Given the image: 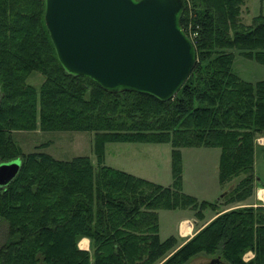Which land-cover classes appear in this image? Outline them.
I'll return each mask as SVG.
<instances>
[{"label": "trees", "instance_id": "obj_1", "mask_svg": "<svg viewBox=\"0 0 264 264\" xmlns=\"http://www.w3.org/2000/svg\"><path fill=\"white\" fill-rule=\"evenodd\" d=\"M248 23L244 0H183L180 26L195 63L175 95L158 101L110 93L58 64L43 23L42 0H0V162L19 160L0 187L6 226L0 264H186L213 255L225 264H264V208L219 206L244 201L254 186L253 145L264 136V80L241 79L234 54L264 65V0ZM38 73L41 81L28 79ZM90 131L86 156L53 158L36 145L23 152L14 131ZM108 142L168 143L171 183L162 186L102 163ZM216 147L221 194L198 201L181 190L180 148ZM215 216L175 247L158 236L157 210ZM88 249H80V238ZM247 250L253 256L243 261ZM209 259V260H211Z\"/></svg>", "mask_w": 264, "mask_h": 264}, {"label": "water", "instance_id": "obj_2", "mask_svg": "<svg viewBox=\"0 0 264 264\" xmlns=\"http://www.w3.org/2000/svg\"><path fill=\"white\" fill-rule=\"evenodd\" d=\"M42 5L62 70L88 78L103 91L166 101L194 66L195 48L179 23L183 0H42ZM18 167V159L0 162V187Z\"/></svg>", "mask_w": 264, "mask_h": 264}, {"label": "rangeland", "instance_id": "obj_3", "mask_svg": "<svg viewBox=\"0 0 264 264\" xmlns=\"http://www.w3.org/2000/svg\"><path fill=\"white\" fill-rule=\"evenodd\" d=\"M260 7L261 4L259 0H244L241 6V21L248 23L250 18L259 12ZM231 51L234 54L231 65L233 73L237 74L241 79L250 82L264 80V65L239 56L235 49ZM28 81L36 86L40 83L41 77L38 73H32ZM92 136L93 134L90 131H39L36 129L32 131L12 132V138L18 142L23 152H30L36 145L45 143V146L40 150L48 153L55 159L68 160L75 156H86L94 163ZM258 137L264 139L263 136ZM218 160L219 150L216 147L184 149L182 153L180 152L181 174L183 173L184 179L188 180L189 185L194 187V191H204L210 183L214 182V180L217 181ZM102 163L113 168L124 169L136 175L141 174L150 177L154 181L161 183H168L169 179L171 181L170 146L168 143L108 142L104 144ZM252 169L254 176L264 183V146H259L255 140L253 145ZM261 188L264 187L254 186L252 194L244 201L219 206L220 212L242 206L264 208V193L262 196L258 191ZM218 191L216 196H214L215 194L213 193L208 194L207 200L210 202L214 201L215 197L221 194L220 187ZM177 210L180 209L157 210L159 214L158 232L160 239L173 233L176 219L175 212H178ZM202 213L204 214V218H207L211 214L213 215L205 224L216 215L215 212L209 208H205ZM196 219L201 220L202 218ZM201 222H203V220ZM5 234L6 226L4 223L0 222V244L4 241ZM187 239L183 240L180 245ZM178 246L175 245L176 248ZM252 256V251L247 250L242 254L241 258L243 261H247ZM212 257L213 255H199L192 258L186 264L207 262Z\"/></svg>", "mask_w": 264, "mask_h": 264}, {"label": "crops", "instance_id": "obj_4", "mask_svg": "<svg viewBox=\"0 0 264 264\" xmlns=\"http://www.w3.org/2000/svg\"><path fill=\"white\" fill-rule=\"evenodd\" d=\"M259 146H261V145H259ZM191 148L199 149L200 147H183V148H180V152L182 153V151H184V149H191ZM203 148H205V147H203ZM120 170L125 171L124 169H120ZM125 172H128V171H125ZM128 173H130V172H128ZM130 174L135 175L137 177L147 179V180L155 182V183H158L162 186H168L171 183L170 179H169L168 183H161L158 181H154L150 177H146V176H143L141 174H137V175L134 173H130ZM218 186H219L218 181L214 180V182L210 183V185H208V187L206 189H204V191H194V187L189 185L188 180L184 179L183 173L181 174V190H182V192L185 194L193 196L198 201H201V200L208 201L207 195L211 194V193L215 194L214 196H216V194L219 192ZM216 198H218V197H215V199ZM208 202H210V201H208ZM177 211L178 212H175L176 213V219H175L174 231H173V233H170L168 235V236H172L174 238L176 246L180 245L183 242V240L190 237L196 230H198L203 224H205L206 221H208L213 216L211 214L207 218H204V214L202 213V217H201L202 219L197 220L196 219L197 217L193 214L192 210L180 209ZM158 218H159V214L157 213V219ZM202 220H203V222H201ZM158 230H159V226H158ZM158 236H159V232H158ZM168 236H166V237H168ZM80 242H84L85 244H81L82 245L81 246L79 244ZM77 246L80 249L87 250L88 249V239L85 237L80 238L77 242Z\"/></svg>", "mask_w": 264, "mask_h": 264}, {"label": "built area", "instance_id": "obj_5", "mask_svg": "<svg viewBox=\"0 0 264 264\" xmlns=\"http://www.w3.org/2000/svg\"><path fill=\"white\" fill-rule=\"evenodd\" d=\"M255 142L258 145H264V139L262 137H257L255 138ZM259 191V190H258ZM260 191H262L264 193V188H261ZM262 199V198H261Z\"/></svg>", "mask_w": 264, "mask_h": 264}, {"label": "bare ground", "instance_id": "obj_6", "mask_svg": "<svg viewBox=\"0 0 264 264\" xmlns=\"http://www.w3.org/2000/svg\"><path fill=\"white\" fill-rule=\"evenodd\" d=\"M259 194L263 196V192L262 191H259ZM83 241V240H82ZM85 242V241H84ZM80 243H83V242H80Z\"/></svg>", "mask_w": 264, "mask_h": 264}, {"label": "flooded vegetation", "instance_id": "obj_7", "mask_svg": "<svg viewBox=\"0 0 264 264\" xmlns=\"http://www.w3.org/2000/svg\"><path fill=\"white\" fill-rule=\"evenodd\" d=\"M204 263V262H203Z\"/></svg>", "mask_w": 264, "mask_h": 264}]
</instances>
